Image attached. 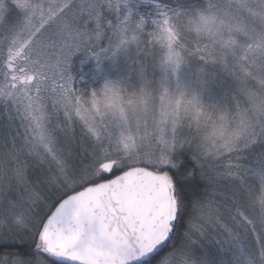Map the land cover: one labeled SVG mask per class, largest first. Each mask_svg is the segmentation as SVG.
Masks as SVG:
<instances>
[{"label":"snow or ice","instance_id":"snow-or-ice-1","mask_svg":"<svg viewBox=\"0 0 264 264\" xmlns=\"http://www.w3.org/2000/svg\"><path fill=\"white\" fill-rule=\"evenodd\" d=\"M15 3L17 16L9 20L0 13V48L3 50L0 112L9 121L18 120L24 129L27 139L20 150L27 149L41 161L46 155L52 156L60 174L66 175L65 160L52 151V145L57 131L74 139L73 58L81 52L97 57L101 53L114 55L134 41L139 46L140 34L154 36L159 32L157 38L165 49L160 61L164 75L159 94L153 98L146 86L137 96L130 97V106L136 110L133 119L123 106L120 90L110 81L104 84L103 96L123 122L118 127L126 149L146 153L154 137L158 138L159 148L160 144L169 143L171 133L173 162L166 161L159 172L145 173L138 169L134 174L125 172L128 166L112 165L92 180L63 184L62 187L68 189L63 198L50 205L43 217L22 229L31 234V243L0 240V249L19 248L22 253H2L0 264H38L41 259L50 264H153L154 261L178 264L181 250L169 247L178 228L188 227L186 240L197 233L203 234L211 226L232 233L233 227L222 215L216 187L202 195L200 189L205 183L202 177L206 173L201 171L198 175L196 171H189L203 169L206 165H197L190 155V147H185L186 142L178 139L177 118L181 107L194 111L197 117L207 119L209 116L208 106L200 94L180 83L179 72L190 55L199 61L201 73L206 74L209 65L221 64L237 78V83L245 89L242 95L262 117L257 122V132L246 112L238 111V130L219 145L214 144L217 157L223 153L231 156L239 143L247 147L258 136L264 137V0H230L237 8L247 11V19L220 17L214 0H208L206 11L188 17V28L183 34L170 25L167 10L162 9L159 17L151 20V27L144 16L133 17L130 9L125 11L129 0H15ZM174 14L179 21L180 14ZM228 15L225 13V17ZM189 33L195 38L192 47L186 41ZM235 34H243L245 41L239 42ZM237 49L244 52L243 61L237 56ZM229 56L237 62L230 65ZM145 71L142 67L141 73ZM250 81L254 87H249ZM93 97V102L97 103L95 112L101 117L99 102L95 101V94ZM233 99L237 100L239 109L237 96ZM213 107L221 112V120L227 119L225 109ZM150 115L152 128H149ZM54 118L55 124L52 123ZM85 123L87 132L96 140L101 138L102 130L106 138L113 135L107 125L100 129L92 122ZM59 151L62 153L63 148ZM239 159V156L235 161L229 159L227 164L215 165L211 170L216 183L228 179L236 184L230 196L228 220L233 224L236 221L252 224L244 205L248 193ZM256 175L264 199V168ZM16 176L20 182H25L22 166H18ZM100 181H105V186L96 190L89 188L79 197L69 196L74 188ZM29 196L39 197V193L30 191ZM193 196L199 199L194 201ZM190 205L196 222L186 226L179 221ZM15 219H19V215ZM252 232L258 248L247 264H264V227L257 229L253 224Z\"/></svg>","mask_w":264,"mask_h":264},{"label":"rangeland","instance_id":"rangeland-1","mask_svg":"<svg viewBox=\"0 0 264 264\" xmlns=\"http://www.w3.org/2000/svg\"><path fill=\"white\" fill-rule=\"evenodd\" d=\"M150 2V0H145ZM161 1L160 7L150 6V15L146 17L147 21L159 17L162 9L167 10L170 17V25L174 30L180 31L182 34L187 30V20L189 16H196L200 11H206L208 8V0H154ZM139 0H129V4L125 11L131 10L135 12ZM216 4V13L220 17L232 19H247L248 13L245 9H239L235 4L230 3V0H214ZM0 13L5 18L11 20L18 15L17 5L15 0H0ZM174 13L180 14V20ZM225 13L229 15L225 17ZM151 27V24H148ZM239 42H244L243 34H235ZM159 32L154 36L140 34V41L145 42V46L136 49V41L126 48H121L115 54L101 53L98 57L92 56L85 52L78 53L73 58L72 74L76 79L81 75L75 83L76 91L73 93L75 100L73 102V123L75 131L72 134L74 139L66 138L62 133L57 131V139L52 145V151L56 155L65 160L67 169L66 175H61L58 171L54 159L50 155H46L43 161L36 155L29 153L27 149L21 151V146L25 143L27 137L24 136V129L20 127L18 120L9 121L6 115L0 112V240L8 241L10 237L16 239H24L31 241V234L22 229L28 227L31 223L43 217L48 211L50 205L58 202V199L63 198V193L67 188L62 187L63 184L73 185L92 180L104 168L115 165L117 167L128 166L130 169H144L151 172H159L160 166L166 161H171V133H169V143L159 144L158 138H153L151 147L146 153H134L124 147V138L119 134V125L122 121L119 119L118 113L110 106V102L103 96V87L106 81H110L119 90L124 99V108L130 119L136 115V110L130 106L129 98L139 94L141 89L146 86L150 88L153 98L159 92V84L163 78V69L161 59L164 55V46L157 38ZM155 42L152 44V42ZM191 38V39H189ZM194 36L189 33L186 36V41L194 42ZM198 39H203L199 37ZM149 40V41H148ZM136 42V43H135ZM142 43V42H141ZM2 54V51L0 52ZM244 52L237 49V56L240 61H243ZM251 55V54H250ZM96 61V62H95ZM98 61L101 64H97ZM229 64L236 63L232 56H229ZM157 66H154L156 65ZM146 71L142 74L141 68ZM199 61H195L191 56L187 57V62L181 66L179 72L180 83L189 91H196L200 94L203 103L208 106L207 111L209 116L207 119L200 116L197 117L192 110H185L181 107L178 118L177 127L180 130L178 139L186 142L190 149L201 154V161L206 165L204 168L207 175L211 179L209 192L211 190V182L216 187L219 198L226 197V193H231L235 190L236 184L228 179H223L224 184L216 183L215 177L211 170L215 165H225L219 160L214 150V144L219 145L223 140L228 139L231 134L238 130V111H245L248 120L251 121L259 132L257 122L262 117L256 113L247 98L242 95L245 90L237 83V78L228 70L217 63L209 65L206 69V74L199 71ZM171 79V74L169 73ZM84 81L85 87H78L77 82ZM249 87L254 85L249 82ZM101 109L102 116L98 117L95 109L97 103ZM234 95L240 102V107L237 109V100L233 99ZM213 106H219L220 109L227 111V119L221 120V112ZM159 104L156 105V115L158 118ZM79 113V115H77ZM94 123L100 129L105 125L111 130L113 135L106 138L105 132L101 131V138L96 140L91 133L87 132V123ZM55 124V118L52 121ZM151 115L149 116V128H152ZM170 127V126H169ZM223 130V135H220ZM134 131H136L134 129ZM83 133V135H82ZM127 133H125L126 135ZM137 137L139 132L136 131ZM139 142V140H138ZM264 143V137H257V140L250 146L259 148V145ZM63 148L61 153L59 149ZM240 149H245L243 142L238 144ZM236 150V149H235ZM234 150V151H235ZM43 151V150H42ZM233 151V152H234ZM227 154V153H224ZM263 157L253 159L254 161L247 166L243 165L246 177L244 179V187L246 190L244 205L248 213V217L253 222L248 224L252 232L253 224L260 229L264 227V199L261 198L259 189V180L256 172L264 166ZM18 166L23 167V180L20 182L16 176ZM213 179V180H212ZM81 188H74L69 194ZM30 191L39 193V197H30ZM223 195H220V194ZM226 222L228 220V209L221 210ZM19 215V219H15ZM263 216V217H262ZM27 221V223H25ZM234 232L238 228L244 226V222L236 221ZM230 226V223H229ZM231 227V226H230ZM218 228V227H217ZM7 229H12L8 231ZM224 231L226 241H221L218 246L221 251H234L237 264H247L249 259L250 248L241 245L233 240L237 239V235L229 233L226 229L218 228ZM12 238V239H13ZM254 238V237H253ZM195 250L191 243L186 245V249ZM243 249V251L241 250ZM249 249V251H248ZM183 261H188V264H197L193 260L181 258ZM201 261H198L200 263ZM38 264H50L49 261L41 259Z\"/></svg>","mask_w":264,"mask_h":264},{"label":"trees","instance_id":"trees-1","mask_svg":"<svg viewBox=\"0 0 264 264\" xmlns=\"http://www.w3.org/2000/svg\"><path fill=\"white\" fill-rule=\"evenodd\" d=\"M140 3L138 4L137 8L135 9V12L133 13V17H138V16H144L145 18L148 17V15H150V6L154 5V7H158L157 5H162L161 1H154V0H150V2H146L145 0H139ZM150 13V14H149ZM148 24H151L150 21H148ZM150 40V38H148ZM191 39V38H189ZM148 40V41H149ZM151 41V40H150ZM152 42V41H151ZM136 43V42H135ZM155 42H152V44H154ZM145 42L142 41V43H139V46L136 43V49L137 46L138 47H142L145 46ZM187 45L189 47L193 46V43L190 41H187ZM2 51V54H0V60L3 59V50L2 48H0V52ZM191 56V55H190ZM195 61H198L197 58L195 56H191ZM96 62V61H95ZM97 64H101L99 61ZM157 66V63L156 65ZM79 78H83L82 75ZM78 78V79H79ZM75 77V82L78 80ZM78 87H85V83L84 81H79L77 82ZM76 85V83H75ZM185 145H188L187 143H185ZM251 144H249L244 150L237 148L232 154L231 156H229V154H222L219 158L220 161H222L223 164H227L228 160L231 159L233 161L236 160V157L239 156V163L241 165H245L247 166L248 164H251L256 158H260L263 157L262 159H264V143H262L261 145H259V148H254L255 146L251 147ZM187 147V146H185ZM190 155L192 156V158L196 161L197 165L203 164V161H201V154H199L198 152L194 151L191 149V153ZM262 168H264V166L262 165ZM130 170V168H125V171ZM189 171H196L197 174L199 175L201 171L205 172L206 175L204 177H202V179H204L205 183L204 186L200 189V193L202 195H207L209 193V185H210V181L207 179H211V177L209 175H207V172L205 171V169H201V168H196V169H189ZM242 174H243V178L246 177L244 169L242 168ZM107 179V178H106ZM213 180V179H212ZM103 182V181H100ZM98 182V183H100ZM98 183H94V184H98ZM93 184V185H94ZM219 184H224L223 180L219 181ZM225 185V184H224ZM89 185H86L85 187H87ZM214 185L211 182V188ZM84 187V188H85ZM83 189V188H81ZM78 189L77 191L81 190ZM75 191V192H77ZM211 191V190H210ZM73 192V193H75ZM71 193V194H73ZM69 194V195H71ZM192 199L195 201L197 199H199V197L193 196ZM217 199L219 198V194H217ZM221 200V210L224 211L228 209L229 205H230V195L229 193H226V197H223V199ZM263 217V216H262ZM192 222H196L193 220V217L191 215V205L188 208L184 209L183 215L181 217V220L179 221V223L184 224L186 226H190V224ZM230 226L233 227V229L235 230L234 227H236V224H233L231 221H229ZM263 223H264V217H263ZM188 231V227H180L177 229L176 235L173 238V241L170 244V248L172 247H176L178 249L181 250V258H186L189 260H193L194 262H196L197 264H237L236 262V256H234L233 252L234 251H221V249L219 248V244L222 243L221 241H226V235L224 233V231H221L220 229L218 230L217 227L215 226H211L208 227L204 230L203 234L197 233L195 236H189L188 239H185V234ZM234 232V231H233ZM237 235V239L233 240L235 242L240 243L241 245H245L247 248H250L249 251V259L250 258H254L255 256V252L258 248L255 239L253 238L254 236L252 235L250 228L248 226V224H244V226L242 228H238L237 232H234ZM10 237V240H8V242H16V243H23L25 242L24 239H16ZM28 243H31L28 242ZM191 243L192 245H194L195 250L192 251L190 249H186V245ZM247 244V245H246ZM167 252V250H166ZM2 253H8V254H22L21 253V249L19 248H4V249H0V254ZM163 255V254H162ZM159 258H157L158 260ZM198 261H201L200 263H198ZM153 264H156V262L154 261ZM178 264H182V260L180 259V261H178Z\"/></svg>","mask_w":264,"mask_h":264},{"label":"water","instance_id":"water-1","mask_svg":"<svg viewBox=\"0 0 264 264\" xmlns=\"http://www.w3.org/2000/svg\"><path fill=\"white\" fill-rule=\"evenodd\" d=\"M137 170H138V169H130V170L125 171V172H126V173H133V174H134V173H136ZM139 170H142V171L145 172V173H147V172H151V171L144 170V169H139ZM101 186H105V181L100 182V183H98V184L89 185V186H87V187H85V188H83V189H81V190H79V191H77V192H75V193L69 195V196H70V197H71V196L79 197L80 194H81L82 192H85V193L88 192V191H89V188H91L92 190H96L97 188H99V187H101Z\"/></svg>","mask_w":264,"mask_h":264}]
</instances>
